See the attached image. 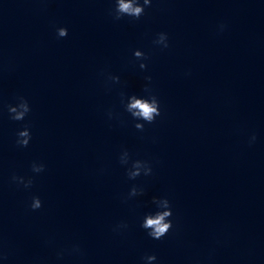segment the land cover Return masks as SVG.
<instances>
[{
  "label": "clouds",
  "instance_id": "9594fccd",
  "mask_svg": "<svg viewBox=\"0 0 264 264\" xmlns=\"http://www.w3.org/2000/svg\"><path fill=\"white\" fill-rule=\"evenodd\" d=\"M152 6V0H115V7L111 10L110 15H112L113 20L119 21L124 17H129L132 20H139L145 15V10ZM226 28L225 24H220L218 26V31L223 32ZM56 34L58 38H65L68 36V29L65 27H59L56 29ZM152 43L155 46L160 47L162 50L169 48V38L168 34L165 32H159L156 34ZM133 55L137 61H139V68L141 70L147 69V64L145 63L149 57L141 50H135ZM190 75L189 73H186ZM146 83L143 88L144 95L138 96L132 94L126 96L125 93H120V103L127 112L132 120L137 121L134 127L138 131H144L146 124H153L157 117L162 115L161 105L158 96L154 93L153 89L150 87L152 77H144ZM107 80L112 83H120V77L109 74ZM9 119L12 121H24L28 114L31 112V107L28 100L23 96L16 97L15 104L7 105ZM113 113L108 112V117L111 119ZM139 121H143L140 123ZM32 139L30 127L25 125L22 130L16 133L15 144L17 147H27ZM255 135L250 139V144L255 142ZM131 160V155L129 151L125 148L121 150L119 156V162L121 165H128ZM31 172L34 174H40L45 170V165L40 162L33 161L31 164ZM153 169L150 162L145 160H131V166L127 168L126 175L129 180H135L142 174L144 176L152 175ZM10 182L17 185V187H23L25 190H29L33 187L34 176H22L15 173L10 177ZM144 189L137 185H133L125 198V202L133 197L143 195ZM152 203L156 206L155 212L147 213L140 224V227L144 229L147 235L154 240L163 239L170 231L173 230V222L171 217L173 216L172 205L167 197H153ZM43 207V202L39 196L33 195L31 201L28 204V208L32 211L39 210ZM128 224L121 221L116 226H114V232H121L126 230ZM73 253H81L79 245H75L72 248ZM82 254V253H81ZM60 254H58L59 256ZM0 258H5L3 254H0ZM145 264H152L156 261L157 257L155 254L146 255L142 257Z\"/></svg>",
  "mask_w": 264,
  "mask_h": 264
}]
</instances>
